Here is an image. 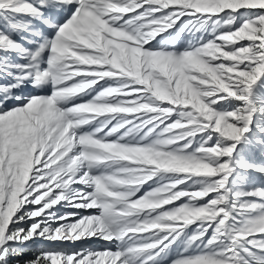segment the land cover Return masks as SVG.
<instances>
[{
    "label": "snow or ice",
    "instance_id": "1",
    "mask_svg": "<svg viewBox=\"0 0 264 264\" xmlns=\"http://www.w3.org/2000/svg\"><path fill=\"white\" fill-rule=\"evenodd\" d=\"M0 264H264V0H0Z\"/></svg>",
    "mask_w": 264,
    "mask_h": 264
},
{
    "label": "rangeland",
    "instance_id": "2",
    "mask_svg": "<svg viewBox=\"0 0 264 264\" xmlns=\"http://www.w3.org/2000/svg\"><path fill=\"white\" fill-rule=\"evenodd\" d=\"M71 210L72 209L60 208V212L71 211ZM24 226L27 227V225H24ZM40 245H43L44 247H48V248H53V249L62 248L63 247V248H67L69 251H72V250H75V249H78V248H81V247H96V248H99V247L103 246L100 241H95V240L87 241V242H84V243L77 242L76 244H71V243H69V244H45L42 241H34V242L30 243L27 246V248L29 250L26 251L25 253H29L30 252V253L34 254L35 249L37 248V246H40Z\"/></svg>",
    "mask_w": 264,
    "mask_h": 264
},
{
    "label": "trees",
    "instance_id": "3",
    "mask_svg": "<svg viewBox=\"0 0 264 264\" xmlns=\"http://www.w3.org/2000/svg\"><path fill=\"white\" fill-rule=\"evenodd\" d=\"M32 257H33V254L29 252V253H25L24 256L18 257L17 259L24 260V259H29V258H32Z\"/></svg>",
    "mask_w": 264,
    "mask_h": 264
}]
</instances>
